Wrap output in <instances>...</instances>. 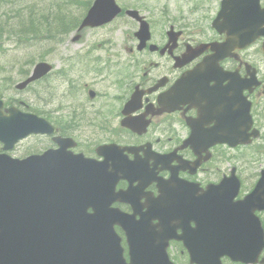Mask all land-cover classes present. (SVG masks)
Here are the masks:
<instances>
[{"label": "flooded vegetation", "instance_id": "flooded-vegetation-1", "mask_svg": "<svg viewBox=\"0 0 264 264\" xmlns=\"http://www.w3.org/2000/svg\"><path fill=\"white\" fill-rule=\"evenodd\" d=\"M145 18L150 41L142 50L137 49L138 27L134 22L131 33L111 49H93L91 45L80 50L65 49L66 53H52L48 60L52 70L43 80V97L40 98L38 92L36 97L46 106L45 114L56 129L55 135L71 140L76 153L93 156L86 153L89 150L84 146L88 143L84 139L90 138L95 142L105 139L102 145L138 148L136 156L142 161H145L147 147L157 155L176 152L171 167L186 169L192 167L191 163L198 166L192 175L189 170L179 173L180 178L201 186L215 183L230 173L231 169H219L226 163V156L244 148L231 149L227 144L230 140L218 144L221 138L241 137L246 133L241 118L242 98L250 103L253 128L258 131L253 145L257 142L264 148V55L260 45L244 51L235 48L230 56H224L226 52L220 46L225 36L218 34L207 18H195L191 23L178 19L169 26L165 18L158 23L152 15ZM84 37L80 36L79 41L85 42ZM73 38L71 43L76 41ZM152 45L156 49H152ZM189 50L193 52V59L185 62L183 57ZM213 56L223 57L218 67L201 66L205 59ZM192 73H195L192 82L183 81ZM250 77L259 83L257 87L246 88ZM232 94L235 101H231ZM12 106L4 102L3 113L7 114ZM172 108L175 111L168 112ZM131 121L148 122L146 132L136 134L126 124ZM192 135L197 139L190 144L188 140ZM38 141L44 142L43 149L25 150H34L35 153L28 155L56 148L51 138L36 136L15 144L8 154L20 159L25 153L22 147ZM260 146L258 148H262ZM124 155L129 160L134 159L127 152ZM262 161L260 157L255 162L256 174L248 177L249 181L264 170ZM146 165L149 170L154 168L162 179L169 178V174L161 170L165 164L155 165L153 160H148ZM232 169L238 177L244 176L241 166ZM149 190L155 193V184ZM122 209L130 210L127 206ZM178 258L186 260L182 246Z\"/></svg>", "mask_w": 264, "mask_h": 264}, {"label": "water", "instance_id": "water-1", "mask_svg": "<svg viewBox=\"0 0 264 264\" xmlns=\"http://www.w3.org/2000/svg\"><path fill=\"white\" fill-rule=\"evenodd\" d=\"M118 13L114 0H96L80 28L101 26L110 22ZM127 14L136 15L133 12ZM245 17V26L253 29L252 37L247 41L259 35L264 36V10L259 9L257 0L247 6ZM256 18H260L261 23ZM258 27L259 31H255ZM143 30L145 28L140 33ZM47 71L45 64L38 65L33 75L17 88L25 87ZM32 121L22 122V129L15 130L16 138L33 132L30 125ZM8 136L5 129H0V140ZM84 169V165L78 161L54 158L48 154L10 168L5 161L0 162V195L5 197L0 200V209L9 210L7 204L20 202L17 197H33L35 201L38 200V210L23 216L12 232L3 231L0 222V264H64L65 257L70 260L68 264H80L88 243L82 240V235L90 231V227L101 239L107 236L114 238L112 226L115 223L127 225L124 217L120 218L109 209H99L94 216L86 217V206L80 205H96L100 208L104 207L108 198L99 193L76 194L75 190L83 182L81 172ZM231 199L227 196L224 202H219L226 210L222 213L226 215H220V212L205 204L200 205L196 217L206 222L198 226L197 230L184 232V241L197 264H220L219 259L223 256L234 262L257 263L264 247V234L259 224L252 220L254 208L251 206L260 204L262 206L259 210H264V178L242 204L233 206ZM160 216L163 225L168 226L169 213L160 212ZM229 217L238 218L231 223ZM9 234L13 235L12 239ZM93 249L99 250L92 245V253ZM166 258L161 263L168 264ZM261 263L264 264V261Z\"/></svg>", "mask_w": 264, "mask_h": 264}, {"label": "rangeland", "instance_id": "rangeland-1", "mask_svg": "<svg viewBox=\"0 0 264 264\" xmlns=\"http://www.w3.org/2000/svg\"><path fill=\"white\" fill-rule=\"evenodd\" d=\"M85 1V0H84ZM89 1V0H88ZM117 3L122 7H138L136 5L147 6L148 8H155L166 11V19L171 20L175 18L182 19H193L196 18V14H191L193 6L197 2L202 0H116ZM83 2V0L81 1ZM68 5H65V4ZM82 5L87 6V1L83 2ZM72 6L71 0H0V98H3L7 103L14 104L23 103L27 108L37 109L46 113V106L44 103L36 97V92H41L45 87V84H40L37 86H32L29 89L23 92H17L14 90L16 83L20 82L22 79V71H29L32 68L33 59H36L40 56L43 59H50V50L54 48V44L48 39L50 34L59 33L57 32L53 19V15L57 14V10H60V13L64 16L70 17L74 15L75 18L79 17L84 13L85 9H70L67 10V7ZM213 8L212 5L206 6V10ZM33 12V16L27 17L29 12ZM19 15L20 18L27 20V22H33L35 24V29L37 28L38 39L30 40L23 39L19 41L18 38L22 37L18 35L19 30L26 28L27 25L24 22L18 26V19L16 18ZM50 15L49 24L47 29L41 18L43 16ZM185 17V18H184ZM78 18V19H79ZM125 21V24H119L120 22ZM128 20L121 19L114 22L111 26L106 29L99 31H92L88 33L87 39H95L96 45L100 44V39L105 38L108 49L111 48L112 36L111 33H115L117 29H121L123 32H127L129 28ZM9 33H14L16 35H9ZM36 37V36H35ZM32 37V38H35ZM61 36L55 35L54 39H59ZM112 44H109V43ZM80 45H72L71 47L60 46L57 48L60 52H64L66 49H75L79 48ZM96 48V46H95ZM30 58V59H29ZM31 63V64H30ZM264 66V65H263ZM36 100V101H35ZM16 103V104H17ZM88 141L87 144H84L85 148L93 151L96 144L102 142L103 140L97 139L95 142L94 138L84 139ZM101 140V141H100ZM105 140V139H104ZM44 146L43 141H38L33 145H24L23 150H32V148H38L41 150ZM262 147V146H260ZM262 152L259 154V152ZM25 155V153H24ZM232 156V157H230ZM230 156H226V163L223 167H219L222 171H227L231 166L241 165L244 167L243 174L251 178L256 174L253 169L254 164L260 157L263 158L261 164L264 166V148H258V145H255L253 148L246 150H239L237 152L231 153ZM242 161V162H240ZM258 165V163H256ZM248 184V182H246ZM253 182L251 183V185ZM249 187H246V190ZM243 194H240V197ZM175 257V253H173ZM179 260V259H178ZM183 264H186L183 262Z\"/></svg>", "mask_w": 264, "mask_h": 264}, {"label": "trees", "instance_id": "trees-1", "mask_svg": "<svg viewBox=\"0 0 264 264\" xmlns=\"http://www.w3.org/2000/svg\"><path fill=\"white\" fill-rule=\"evenodd\" d=\"M82 0H73V4H75L74 6H77V9H84L86 7V5H82L83 2H81ZM73 9L72 6L67 7V10ZM56 12H58L56 15H53V19H55L54 23H56L57 25H55V28L57 30V32L59 33H66L69 32L70 29L74 26L75 23H72L71 21H67L69 19H76L74 17V15H71L70 17L64 16L63 14L60 13V10H57ZM33 16V12L30 11L27 17ZM19 16V15H17ZM31 16V17H32ZM20 18L19 22H18V26H20L22 23L27 22L26 18ZM41 20L44 22L43 24L45 26H47V29L50 28L48 25L49 24V20H50V15H46L43 16L41 18ZM27 25L26 28H22L21 30H19L18 35L22 36L19 37L18 40L23 41V39H30V40H34V39H38V35H36L37 33V28L35 29V24L33 22H27L25 23ZM16 35L14 33H9V35ZM36 36V37H35ZM35 37V38H32Z\"/></svg>", "mask_w": 264, "mask_h": 264}, {"label": "bare ground", "instance_id": "bare-ground-1", "mask_svg": "<svg viewBox=\"0 0 264 264\" xmlns=\"http://www.w3.org/2000/svg\"><path fill=\"white\" fill-rule=\"evenodd\" d=\"M65 5H68L67 3ZM18 20L20 19L19 16L16 17ZM19 22V21H18Z\"/></svg>", "mask_w": 264, "mask_h": 264}]
</instances>
